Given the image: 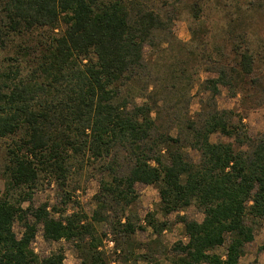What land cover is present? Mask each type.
Returning a JSON list of instances; mask_svg holds the SVG:
<instances>
[{"label":"trees","instance_id":"1","mask_svg":"<svg viewBox=\"0 0 264 264\" xmlns=\"http://www.w3.org/2000/svg\"><path fill=\"white\" fill-rule=\"evenodd\" d=\"M201 1L189 0L194 17ZM262 1L245 5L263 19ZM174 13L150 9L142 0H0V53L14 49L0 65V139L11 142L2 173L0 264H64L62 252L41 257L31 248L36 225L45 241L72 243L80 264L134 263L128 238L140 229L139 219L133 224L124 211L136 184L157 190L162 216L193 205L203 215L200 222L181 216L186 242L174 247L179 254L173 264H239L264 220V134L248 139L242 119L219 112L211 100L200 108V119L178 104L163 119L166 102L159 101L158 83L170 81L183 96L194 85H185L188 65L178 64L160 81L144 61L145 47L155 51L174 42ZM236 26L231 20L226 44L207 58L214 77L197 85L210 98L224 87L246 102L264 69V40L251 48ZM190 33L191 40L200 39ZM214 135L226 140L212 141ZM72 167L100 176L90 217L46 204L22 209L40 172L64 184ZM62 197L70 200L66 192ZM18 219L20 237L13 231ZM107 220L110 253L96 228ZM222 246L224 256L213 253Z\"/></svg>","mask_w":264,"mask_h":264},{"label":"rangeland","instance_id":"2","mask_svg":"<svg viewBox=\"0 0 264 264\" xmlns=\"http://www.w3.org/2000/svg\"><path fill=\"white\" fill-rule=\"evenodd\" d=\"M142 2L156 11L165 10L171 13L173 10L175 12L169 25V32L175 38L174 42L155 51L148 47L144 49V61L148 67L151 65L149 70L151 69L153 74H157L161 81V78L168 76L171 69L178 64L188 65L189 80H186L185 85L194 84L190 93L188 95L185 93L186 95L183 96L177 87L171 85L170 81L162 87L158 83V88L161 91V95L158 97L159 101L166 102L163 119H167L168 113L172 112L171 108L175 104L183 106L187 116L191 118L196 116L197 119H200L198 114L200 108L211 100L209 104L214 105L219 112H233L235 121L237 116L242 119L244 133L248 139L254 140L262 136L264 134V69L257 73L258 86L253 97H249L246 102H241L239 95L233 97L231 92L224 87L219 88L218 95L210 98V93L201 91L197 85L214 77V74L207 71L211 68L209 65L211 61H208L207 58L214 56L215 46H220V43L226 44L224 39L229 35L231 20H235L237 23L234 28L236 33L241 31L246 33L251 48L258 47L260 41L264 40V18L262 19L258 14L248 10L245 5L248 0H202L203 9L197 13L196 17L190 10L189 0H142ZM262 4L261 12L264 17V0ZM191 29L198 35L200 34V39L196 37L197 39L194 41L191 40ZM13 55V47L3 49L0 53V65L4 66ZM175 85L177 86V82ZM180 88H184V83L180 85ZM137 102L140 103L139 100ZM171 132V134H175L176 131L172 130ZM219 139L226 140L220 135L211 137L212 141ZM10 145L11 142L8 139H0V196L4 190L2 173L7 164L6 156ZM187 151L190 158L195 161L198 159L196 152ZM99 181L100 176L93 171H88L87 168L80 171L76 167H72L70 176L64 184L57 180L55 174L44 170L39 173L30 202H23L21 207L22 209L28 207L36 209L46 204L49 210L56 207L65 210L66 214L77 212L90 217L95 209V196L99 191ZM133 191V201L124 211V216L133 221V224H136V222L134 223L136 216L139 219L136 225H139L140 229H136L128 238L136 258V261L130 264H173L179 254L174 247L179 242H186L183 225L180 223L181 216L187 220L200 222L203 219L202 213L193 205L184 211L162 216L158 209V192L153 186L136 184ZM65 192L70 200L63 203L62 195ZM115 214H117L115 211L109 212L107 218L111 220ZM148 217L149 219L153 217L154 226L147 223ZM32 220L28 216L26 221L31 224ZM109 223L107 220L96 225L98 234L102 236L104 250L108 253L113 248L111 241L113 235L109 229ZM13 231L17 237L22 235L24 228L21 220L18 219L13 223ZM30 246L41 257L53 252H62L64 264H80L73 244L66 241H45L42 237L41 225H36L35 236ZM263 246L264 220L257 222L253 241L245 245L244 254L239 259V264L264 263ZM224 252L225 246L213 250V253L220 256H224ZM111 264L124 263L120 260Z\"/></svg>","mask_w":264,"mask_h":264}]
</instances>
